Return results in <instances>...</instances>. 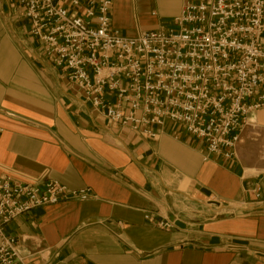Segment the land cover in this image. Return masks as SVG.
<instances>
[{
    "label": "crops",
    "instance_id": "crops-1",
    "mask_svg": "<svg viewBox=\"0 0 264 264\" xmlns=\"http://www.w3.org/2000/svg\"><path fill=\"white\" fill-rule=\"evenodd\" d=\"M200 1L112 0L110 29L125 38L164 29ZM28 32L21 8L0 0V181H55L90 197L5 227L27 264H264V109L249 117L235 159L203 161L202 142L179 126L165 124L156 140L108 128Z\"/></svg>",
    "mask_w": 264,
    "mask_h": 264
},
{
    "label": "built area",
    "instance_id": "built-area-1",
    "mask_svg": "<svg viewBox=\"0 0 264 264\" xmlns=\"http://www.w3.org/2000/svg\"><path fill=\"white\" fill-rule=\"evenodd\" d=\"M45 60L106 126L156 140L165 124L204 146L203 161L235 159L249 117L264 109V0L186 3L169 27L125 38L110 29L112 0H14ZM2 129H0V136ZM88 189L0 181V264H27L4 229ZM259 198V189L256 192ZM144 220L169 232L167 219Z\"/></svg>",
    "mask_w": 264,
    "mask_h": 264
}]
</instances>
